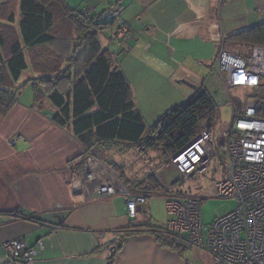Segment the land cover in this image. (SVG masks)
<instances>
[{"label": "crops", "instance_id": "0c3cea01", "mask_svg": "<svg viewBox=\"0 0 264 264\" xmlns=\"http://www.w3.org/2000/svg\"><path fill=\"white\" fill-rule=\"evenodd\" d=\"M66 2L74 13L91 9L99 17L120 9L121 19L130 25V37L110 41L117 26L112 22L97 31L98 39L124 73L149 127L185 106L198 90L210 94L212 70L221 80L218 36L230 53L243 47L264 48V38L248 43L232 40L238 33L264 26V0ZM0 11V32L7 27L20 37L21 0H0ZM27 57L30 67L17 85L18 103L7 116L0 114V264H12L4 244L18 239L30 247L43 241L36 264H109L106 244L114 239L118 244L130 232L136 234L124 238L113 264H214L208 253L178 246L175 251L158 243L145 226L152 219L149 199L145 214L131 219L119 195L87 199L82 192H73L71 185L89 155L71 129L53 122L55 110L49 103L42 100L40 105L36 100L31 80L39 76L29 53ZM193 77L201 81L196 90L182 82ZM107 149L99 151L112 160L123 149L135 150L127 144ZM22 212L29 218L21 217Z\"/></svg>", "mask_w": 264, "mask_h": 264}, {"label": "trees", "instance_id": "16d2710c", "mask_svg": "<svg viewBox=\"0 0 264 264\" xmlns=\"http://www.w3.org/2000/svg\"><path fill=\"white\" fill-rule=\"evenodd\" d=\"M79 13L71 11L66 0H21L20 37L7 27L0 32L2 116H7L18 103L21 89L17 85L29 70V53L32 69L39 76L31 80L36 100L40 105L42 100L49 103L55 110L53 122L62 129H71L87 155L96 150L106 152L112 145L127 144L141 153L162 150L169 159L203 130L212 131L218 107L203 90H198L185 106L166 113L153 127L146 125L128 80L98 39L97 31L112 22L106 25L98 19L88 22ZM13 21L11 17L10 22ZM262 38L264 26L238 33L232 40L248 43ZM253 91V98L264 102V81ZM259 115L264 116V104ZM137 182L129 184L150 195L149 199L153 194L165 193V186L153 175L143 184L145 191L139 189ZM151 224H145L146 230L158 243L179 250L173 239L162 233L163 227ZM134 234L127 233L115 243L116 251L121 249L124 238Z\"/></svg>", "mask_w": 264, "mask_h": 264}, {"label": "built area", "instance_id": "2783aa9c", "mask_svg": "<svg viewBox=\"0 0 264 264\" xmlns=\"http://www.w3.org/2000/svg\"><path fill=\"white\" fill-rule=\"evenodd\" d=\"M120 12L112 9L99 17L86 9L79 15L88 22L98 19L102 25L115 22L117 26L110 41L123 42L130 37L131 28L121 19ZM217 41L222 44L216 62L218 72L233 107L231 125L223 132L220 144H214L213 131L205 129L171 157L170 166L177 178L165 186L162 194L169 216L162 233L170 236L180 249L208 253L214 264H264V116L259 115L264 102L247 96L243 110L237 113L230 94L236 89L253 91L260 87L264 81V48L243 47L238 53H230L220 36ZM95 154L84 159L71 185L73 192H82L87 199L119 195L129 218L143 214L150 195L122 183ZM213 164L217 167L218 197L235 201L237 207L217 216L205 232L201 200L179 189L189 179L206 175ZM20 216L29 218L26 212ZM4 250L12 264H36L44 244L40 240L36 247H30L25 240L18 239L6 242Z\"/></svg>", "mask_w": 264, "mask_h": 264}, {"label": "rangeland", "instance_id": "374dc122", "mask_svg": "<svg viewBox=\"0 0 264 264\" xmlns=\"http://www.w3.org/2000/svg\"><path fill=\"white\" fill-rule=\"evenodd\" d=\"M212 71V77L209 80V92L218 107L217 120L212 127V131L214 144L218 145L222 141L223 132L230 128L233 117V107L228 91L217 73L214 70ZM23 84L24 83L19 85L22 86ZM253 92L254 91H246L243 89L231 91L230 94L235 100L237 113L243 110L246 97L254 96V94H252ZM134 148V151H126V149L121 150V152L114 155L115 159L113 160L104 156L99 150L95 151V157L101 160L103 159L107 168L110 169L113 175L118 178V180L120 179L122 183L130 186V182L133 183L138 181L136 184H140L139 189L142 188V191H145L143 184L146 183L148 177L151 175L155 176L163 186H166L177 178L175 169L170 166L171 157L167 159L162 150H150L147 153H141L136 147ZM216 170L217 167L213 164L206 175L199 179H189L185 182V185L181 186V188L179 187L180 192L192 194L201 200L202 223L205 232L211 227L217 216L224 215L235 210L237 207L235 201L223 200L218 197L215 189V182L218 179V175L215 173ZM151 196L152 197L148 200L149 207L152 210V219H150L151 225L154 227L166 226L169 220L166 210V201L161 193Z\"/></svg>", "mask_w": 264, "mask_h": 264}, {"label": "water", "instance_id": "95a60500", "mask_svg": "<svg viewBox=\"0 0 264 264\" xmlns=\"http://www.w3.org/2000/svg\"><path fill=\"white\" fill-rule=\"evenodd\" d=\"M184 84H188L192 89L196 90L200 84H201V81L195 77L193 78H190V82L184 80L182 81ZM117 242V239H114L112 241H109L107 244H106V247L108 248V252L106 253V257H109V259H113L114 256L116 255L117 251H116V247L113 246V244H115Z\"/></svg>", "mask_w": 264, "mask_h": 264}]
</instances>
